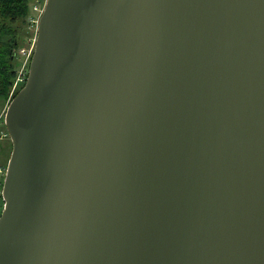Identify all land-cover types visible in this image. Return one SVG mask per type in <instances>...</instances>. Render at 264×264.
<instances>
[{
  "label": "water",
  "instance_id": "obj_1",
  "mask_svg": "<svg viewBox=\"0 0 264 264\" xmlns=\"http://www.w3.org/2000/svg\"><path fill=\"white\" fill-rule=\"evenodd\" d=\"M4 126L0 264H264V0H45Z\"/></svg>",
  "mask_w": 264,
  "mask_h": 264
},
{
  "label": "trees",
  "instance_id": "obj_2",
  "mask_svg": "<svg viewBox=\"0 0 264 264\" xmlns=\"http://www.w3.org/2000/svg\"><path fill=\"white\" fill-rule=\"evenodd\" d=\"M34 1L36 4H44L45 0H0V99H8L11 89L12 98L23 85L21 83L15 89L12 88L21 68V62L16 58L17 48L23 45L20 28L25 26L30 4ZM24 66L26 62L22 69L26 75Z\"/></svg>",
  "mask_w": 264,
  "mask_h": 264
},
{
  "label": "rangeland",
  "instance_id": "obj_3",
  "mask_svg": "<svg viewBox=\"0 0 264 264\" xmlns=\"http://www.w3.org/2000/svg\"><path fill=\"white\" fill-rule=\"evenodd\" d=\"M42 6L43 4H36V1L32 2L30 4L28 20L26 21L25 26L20 28V32L23 36V45L17 48L16 53L18 54V56L16 58L17 60H20L21 68H19L20 70H18V74L15 79V82L17 81L19 74L23 71L22 69H23V65L25 62H26V67L24 66V69H26V75H27V71H28V67H29V63H30V59L32 55V50L34 46V38L36 35L37 19L41 12ZM30 50H31V54L28 56V53L30 52ZM26 75L24 76L25 79H26ZM14 83H13V86H14ZM11 92H12V89L10 93ZM10 93H9L8 99L7 98L0 99V170H1L0 171V187L1 188H2V182L4 179V173L6 170L7 161L10 155V151H11V141H10L9 136L7 135V132L4 126V114H5V110L11 98ZM3 203L4 202L0 195V212L3 207Z\"/></svg>",
  "mask_w": 264,
  "mask_h": 264
},
{
  "label": "built area",
  "instance_id": "obj_4",
  "mask_svg": "<svg viewBox=\"0 0 264 264\" xmlns=\"http://www.w3.org/2000/svg\"><path fill=\"white\" fill-rule=\"evenodd\" d=\"M33 51V50H32ZM31 54V50L30 52L28 53V56ZM24 73L23 71L19 74V77L17 79V81L14 83V86H13V89H15L16 87H18L21 83H23L25 81V77H24ZM1 171V170H0ZM5 174V173H4ZM1 188V187H0ZM1 192H2V188L0 189V195H1Z\"/></svg>",
  "mask_w": 264,
  "mask_h": 264
}]
</instances>
